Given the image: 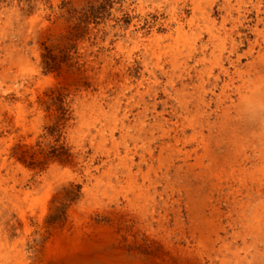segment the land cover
<instances>
[{"label": "bare ground", "instance_id": "obj_1", "mask_svg": "<svg viewBox=\"0 0 264 264\" xmlns=\"http://www.w3.org/2000/svg\"><path fill=\"white\" fill-rule=\"evenodd\" d=\"M242 1L225 45L232 0H160L132 62L116 64L121 45L82 51L98 91L72 88L63 117L0 10V264H27L29 222H60L67 203L52 253L68 263L264 264V0Z\"/></svg>", "mask_w": 264, "mask_h": 264}, {"label": "rangeland", "instance_id": "obj_2", "mask_svg": "<svg viewBox=\"0 0 264 264\" xmlns=\"http://www.w3.org/2000/svg\"><path fill=\"white\" fill-rule=\"evenodd\" d=\"M171 1H176L180 5L185 0ZM232 1L234 6L230 5V10L238 13L234 17L231 15L230 21H227L226 28L230 29L228 31L233 39L225 40V45L238 44L237 27L241 26L242 17L247 18L248 15L246 11L244 12L246 4L242 0ZM157 3H160V0H0V10L3 11V21L12 17L14 19L15 15H19L20 31L28 37L27 46L37 50L44 73L41 86L33 85L35 90L33 93L36 95L44 93L50 97L48 101H42L43 104L46 103L44 108L49 117L54 116L56 112H60L59 114L63 117L65 98L72 88L98 91V88L91 83L82 51L87 50L92 59H97L99 55L95 54L96 51L101 52L105 47H97L94 50V45H121L123 49L120 51L117 47L109 48V53L118 52L117 57H113L116 64H127L131 59L135 60L138 48L132 47L146 45L136 33L135 23H141V30L151 28L148 19L150 17L156 19L154 5ZM162 5L165 10L170 8L167 2ZM174 28H176L175 25L172 26V29ZM203 31L195 45H203L202 43L207 41V32ZM220 32L222 33V30ZM129 49H133L129 53L131 57L126 52ZM106 53L107 51L103 55ZM31 58L34 60L33 56ZM121 60H123L122 63ZM103 65H105L104 62H99L91 71L97 74L96 71ZM200 67L202 71L207 70L210 65ZM112 70L114 69H110L108 73L110 74ZM50 110L55 112L51 113ZM29 135L32 139L34 138L33 133ZM35 142L39 145L38 139ZM70 199L72 203L77 201L73 196ZM69 205L70 203H67L61 209L57 217L60 222L50 221L43 224L44 227L37 222H29L24 243L21 244L26 254L27 264H92L91 253L78 254L80 257L73 263H68L64 258L56 259L57 254L52 253L55 252L52 232L54 229L63 230L66 226L65 218L62 217L65 216L64 213ZM40 229L43 232H38Z\"/></svg>", "mask_w": 264, "mask_h": 264}]
</instances>
